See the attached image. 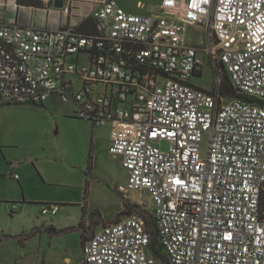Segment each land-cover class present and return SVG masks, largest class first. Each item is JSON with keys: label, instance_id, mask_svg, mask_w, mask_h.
I'll list each match as a JSON object with an SVG mask.
<instances>
[{"label": "built area", "instance_id": "1", "mask_svg": "<svg viewBox=\"0 0 264 264\" xmlns=\"http://www.w3.org/2000/svg\"><path fill=\"white\" fill-rule=\"evenodd\" d=\"M91 17L93 34L0 22V107L58 95L94 128L111 125L120 192L152 200L86 240L83 264H160L155 239L164 264H264V0H163L156 15L106 0ZM189 26L204 28L202 47ZM207 63L209 91L192 82ZM221 70L253 102H225Z\"/></svg>", "mask_w": 264, "mask_h": 264}, {"label": "rangeland", "instance_id": "2", "mask_svg": "<svg viewBox=\"0 0 264 264\" xmlns=\"http://www.w3.org/2000/svg\"><path fill=\"white\" fill-rule=\"evenodd\" d=\"M186 34L193 45L203 46L204 28L189 26ZM200 58L204 59L202 55ZM220 73L223 75V70ZM215 78L212 65L207 63L204 77L194 78L192 82L209 91L214 88ZM79 86L75 83L76 90ZM74 108L58 95L50 96L43 105L0 107V230L18 237L23 231L30 232L38 221L50 220L40 212L45 204H58L60 212L54 217L57 226L70 229L53 239L34 238L26 249L17 246L15 264H42L43 260L45 264H69L65 256L72 260L70 264H81L80 223L85 216L86 196L88 208L93 209L89 211L98 216L102 213L107 221L121 220L123 216L118 217L117 212L125 203L143 200L151 208L152 200L147 193L118 191L120 186H126L127 171L121 158L109 153L111 125L94 128L86 120L74 117ZM207 143L208 136L204 138V152ZM159 146L168 149L166 142ZM12 205L19 206L14 215ZM89 218L83 223L90 228L89 235H93L101 219L92 220V213ZM159 263L164 264V259ZM0 264H14V261L0 260Z\"/></svg>", "mask_w": 264, "mask_h": 264}, {"label": "crops", "instance_id": "3", "mask_svg": "<svg viewBox=\"0 0 264 264\" xmlns=\"http://www.w3.org/2000/svg\"><path fill=\"white\" fill-rule=\"evenodd\" d=\"M62 1H63V8H56L55 7L56 0H33L32 2L30 1L26 2L23 0L22 2H19L18 0H0V22L16 24L19 26H34L39 29H62L69 27V28H74L76 31L82 34H93L95 32V21L92 19L91 14L101 4V2L106 0H62ZM116 2L121 8H123L127 13L130 14L156 15L160 11L163 0H116ZM65 8H69L68 13L65 12ZM71 60L73 62L77 61L76 58H71ZM203 77L204 75L202 77L198 76L197 78L202 79ZM120 160L122 161V159ZM10 176L12 177V174H10ZM127 181H128V172H127ZM120 187L118 188V191ZM87 199L88 197L86 196L85 197L86 204L83 208L85 216L83 221L80 223V227L82 228V234L80 240V245L82 247L81 264H83V245L85 243L84 241L88 240L94 235V234L89 235V233L91 232L90 228H86V226L83 223L86 222L88 219L90 220L89 213L93 214V211H89L93 209L88 208L89 203ZM140 203L144 204V207L142 208L143 209L146 208L145 212L150 213V210H148L145 201L141 200L138 203L129 202L131 206L129 205L130 208L128 209L125 206L126 203L123 204L120 210L117 212V216L118 217L123 216V218L127 217V213H129L132 208L134 209V206L137 209L136 211L133 210L130 215H132L134 212L142 211V209L139 207ZM59 212L57 213V215L59 214ZM56 216H48L50 217L49 218L50 220L48 221L47 219H45L42 222L38 221V223L31 228L30 232L23 231V235L21 237L15 236L11 233L6 234V232L0 230V233H4L6 235L11 236V238H6L5 240L0 242V260H6V262L14 261L15 264L16 254L18 253L17 246H19L22 249H26L28 242L34 238L39 237L41 239L43 238V236H46L49 239H53L56 236L68 233L70 229L57 226V221L54 218ZM95 217L101 219L99 220L101 221V224L97 226L98 228H95L94 232L106 226L105 224L109 225L108 223L113 224L119 221V220L107 221L105 220L106 218L103 216L102 213L99 214V216L95 215L92 218V220ZM51 229H54L56 233L51 232ZM7 242H14V243H12L13 245H8ZM14 246L16 247L14 248ZM65 260L66 262L69 260V262H67L69 264L72 263V260L69 257L65 256ZM42 264H45L44 260Z\"/></svg>", "mask_w": 264, "mask_h": 264}, {"label": "trees", "instance_id": "4", "mask_svg": "<svg viewBox=\"0 0 264 264\" xmlns=\"http://www.w3.org/2000/svg\"><path fill=\"white\" fill-rule=\"evenodd\" d=\"M19 2H22V0H18ZM23 1H26V2H32L33 0H23ZM223 79H222V84H221V87H220V94L221 96L224 98V99H229L230 101L232 100H235V99H242V100H245L247 102H253L252 99L246 97L245 95L239 93L232 85L230 79H229V76L226 74L225 71H223ZM42 105V104H40ZM126 208H130L129 204L126 203L125 204ZM137 209L135 206H134V209L132 208L131 211ZM96 215V213H93V217ZM152 218V215L149 216V219ZM148 225L151 229H153V223L152 221L148 222ZM51 232H54L56 233V231L54 229H51ZM6 238H11V236L9 235H6L4 233H0V242L5 240ZM85 242V241H84ZM153 252L154 254L156 255V257L158 258V260H161V258H165V255L163 253V250L162 248L159 246L157 240L155 239L154 240V246H153Z\"/></svg>", "mask_w": 264, "mask_h": 264}, {"label": "water", "instance_id": "5", "mask_svg": "<svg viewBox=\"0 0 264 264\" xmlns=\"http://www.w3.org/2000/svg\"><path fill=\"white\" fill-rule=\"evenodd\" d=\"M55 7L56 8H63V1L62 0H56Z\"/></svg>", "mask_w": 264, "mask_h": 264}]
</instances>
